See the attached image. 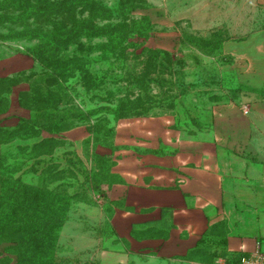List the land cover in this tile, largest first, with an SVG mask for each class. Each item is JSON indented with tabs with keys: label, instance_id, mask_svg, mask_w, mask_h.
<instances>
[{
	"label": "rangeland",
	"instance_id": "obj_1",
	"mask_svg": "<svg viewBox=\"0 0 264 264\" xmlns=\"http://www.w3.org/2000/svg\"><path fill=\"white\" fill-rule=\"evenodd\" d=\"M102 1L115 10L120 2ZM121 14L95 15L94 22L100 28L116 25ZM124 14L120 26L134 32L126 40L129 47L124 48L126 41L117 46L120 55L104 46L110 32L81 34L79 42L61 51L64 61L53 73L52 66L29 54L38 39L0 36V175L60 197L55 205L63 204L68 218L60 231L59 255L68 264L113 263L100 255L113 238L109 218L124 202L122 174L142 155L156 151L146 145L150 137L202 131L210 121L205 104L213 103L214 93L225 86L220 70L229 61L227 51L253 40V34L264 38V0H131ZM23 24H0V35L52 28L37 24L33 16ZM146 49L166 55L154 58ZM73 56L79 60L71 61ZM86 62L94 79L102 81L99 86L87 89L79 69L73 70ZM132 72L137 80L142 76L137 81L142 99L152 106L147 114L117 118L90 112L97 105H115L122 91L129 92ZM47 87L56 93L47 92L37 102L35 92ZM43 109L79 110L87 116L70 119L57 130H18L21 118H33ZM160 150L170 152L171 145Z\"/></svg>",
	"mask_w": 264,
	"mask_h": 264
},
{
	"label": "crops",
	"instance_id": "obj_2",
	"mask_svg": "<svg viewBox=\"0 0 264 264\" xmlns=\"http://www.w3.org/2000/svg\"><path fill=\"white\" fill-rule=\"evenodd\" d=\"M253 35L227 51L225 86L204 106L209 124L150 137L146 145L156 151L122 174L124 202L109 218L113 238L100 258L234 264L264 249V38ZM165 145L172 151H161Z\"/></svg>",
	"mask_w": 264,
	"mask_h": 264
},
{
	"label": "trees",
	"instance_id": "obj_3",
	"mask_svg": "<svg viewBox=\"0 0 264 264\" xmlns=\"http://www.w3.org/2000/svg\"><path fill=\"white\" fill-rule=\"evenodd\" d=\"M119 1L117 6L119 10L117 8L115 10V8L108 7L102 0H0V24L3 27L10 28V25L14 24L22 25L23 20L28 16L35 17L37 24L52 27L51 30H44L45 26L30 30H13L0 36L23 40L28 35L30 40L38 39L39 43L32 48L29 54L44 61L46 66H52L54 70L51 73L58 71L56 66L64 61L61 51L66 49L69 43L79 42L81 34L93 36L101 32H110L104 46L110 47L116 55H120L117 46L125 42L134 31L130 32L128 28L120 26L124 23L123 20L127 19L124 12L131 0ZM117 11L122 13L119 24L106 25L104 28L95 24V15L107 18ZM84 12H87L88 18H76L77 13ZM67 27L70 29L67 30ZM125 43H123L124 48L131 44L130 41ZM120 50L122 54L123 49ZM146 50L149 56L154 58L162 54L166 55L165 51L159 49ZM77 60L79 58L76 56L71 58L73 62ZM87 64V62L85 65L76 63L73 70L79 69L85 87L90 89L99 86L102 81L94 79L96 76L89 72ZM137 75L135 74L134 77L132 75L127 80L131 85L130 91H122L125 93L117 98L115 105H97L90 112L110 113L117 118L147 114L152 106L142 99L143 88L137 82L142 76H138L137 80ZM118 80L120 81L119 78ZM132 86L134 88H131ZM47 92L52 95L56 93L50 87L36 91L34 95L36 101H43L44 94ZM83 116H87L85 111L43 109L37 111L33 118H21L17 128L25 132L57 130L66 121ZM2 167L0 163V168ZM41 178L44 179L42 176ZM59 198L51 191H44L20 179L12 180L0 175V246L2 245L0 264L1 262L5 264H68L63 262L59 255L60 231L68 218L67 208L63 204L55 205V203L58 204ZM101 233L104 236L107 234L106 230H102ZM237 258L234 264L238 263L240 257Z\"/></svg>",
	"mask_w": 264,
	"mask_h": 264
},
{
	"label": "built area",
	"instance_id": "obj_4",
	"mask_svg": "<svg viewBox=\"0 0 264 264\" xmlns=\"http://www.w3.org/2000/svg\"><path fill=\"white\" fill-rule=\"evenodd\" d=\"M237 264H264V250L258 245L252 252L241 255Z\"/></svg>",
	"mask_w": 264,
	"mask_h": 264
}]
</instances>
